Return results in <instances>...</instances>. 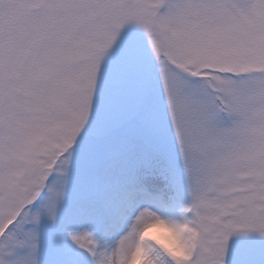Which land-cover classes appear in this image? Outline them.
Masks as SVG:
<instances>
[{
	"label": "snow or ice",
	"instance_id": "snow-or-ice-1",
	"mask_svg": "<svg viewBox=\"0 0 264 264\" xmlns=\"http://www.w3.org/2000/svg\"><path fill=\"white\" fill-rule=\"evenodd\" d=\"M161 217L150 264H264V0H0V264H127Z\"/></svg>",
	"mask_w": 264,
	"mask_h": 264
},
{
	"label": "clouds",
	"instance_id": "clouds-1",
	"mask_svg": "<svg viewBox=\"0 0 264 264\" xmlns=\"http://www.w3.org/2000/svg\"><path fill=\"white\" fill-rule=\"evenodd\" d=\"M137 241L142 242L138 245ZM127 264H150L149 247L182 260L189 246L187 228L174 217L145 218L130 240Z\"/></svg>",
	"mask_w": 264,
	"mask_h": 264
},
{
	"label": "rangeland",
	"instance_id": "rangeland-1",
	"mask_svg": "<svg viewBox=\"0 0 264 264\" xmlns=\"http://www.w3.org/2000/svg\"><path fill=\"white\" fill-rule=\"evenodd\" d=\"M147 184L150 185L151 188L152 187H157V186H159L161 184V181L159 179H149L147 181Z\"/></svg>",
	"mask_w": 264,
	"mask_h": 264
}]
</instances>
